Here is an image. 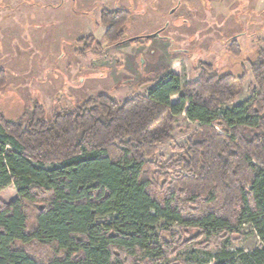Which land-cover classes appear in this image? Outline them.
Segmentation results:
<instances>
[{"label": "trees", "instance_id": "16d2710c", "mask_svg": "<svg viewBox=\"0 0 264 264\" xmlns=\"http://www.w3.org/2000/svg\"><path fill=\"white\" fill-rule=\"evenodd\" d=\"M131 15L101 12L106 44L122 43ZM250 67L258 92L232 109L246 74L209 66L194 82L173 70L147 95L102 94L51 121L40 103L3 117L0 194L14 186L17 198L0 200V264H163L200 238L216 249L196 250L185 264H264V50ZM6 82L0 71V88ZM183 114L198 129L172 162L187 176L170 182L160 168L173 164L154 171L147 157ZM174 226L197 233L181 242ZM244 226L260 245L226 249Z\"/></svg>", "mask_w": 264, "mask_h": 264}, {"label": "rangeland", "instance_id": "374dc122", "mask_svg": "<svg viewBox=\"0 0 264 264\" xmlns=\"http://www.w3.org/2000/svg\"><path fill=\"white\" fill-rule=\"evenodd\" d=\"M116 8L135 15L126 39L154 34L164 25L168 26L164 33L168 39H142L108 48L104 27L96 22L102 10ZM74 16L80 17L78 22ZM0 19H5L0 27V71H5L7 81L0 88V120L18 119L40 103L45 107V119L51 121L58 114L74 111L83 100L102 94L118 102L135 94L147 95L173 70L184 82H194L201 69L209 66L219 75L246 74L244 82L238 83L234 104L227 109L252 101L258 92L250 62L264 50V0H0ZM89 35L96 37L94 48L103 45L107 59L101 60L94 52L82 53L80 40ZM234 38L237 51L232 48ZM143 82L147 83L141 86ZM178 101L177 96L172 99ZM197 129L185 114L178 116L170 139L147 157L154 171L160 172L158 166L187 152L188 140ZM215 130L224 135L222 128L216 126ZM172 164L174 170L160 168L170 182L187 176L182 166ZM16 198L14 186L0 194L5 203ZM172 233L182 242L197 232L174 226ZM233 237V243L226 246L233 252L249 253L260 245L251 226L242 227ZM214 243L206 238L192 241L163 264H185L196 250H215Z\"/></svg>", "mask_w": 264, "mask_h": 264}, {"label": "flooded vegetation", "instance_id": "af4514ba", "mask_svg": "<svg viewBox=\"0 0 264 264\" xmlns=\"http://www.w3.org/2000/svg\"><path fill=\"white\" fill-rule=\"evenodd\" d=\"M73 1H76V0H73ZM60 5V4H59ZM65 5V1H63V3L60 5V6H64ZM104 10H106V9H104ZM108 10V9H107ZM113 10H127V11H129V12H131L130 10H128V9H125V8H116V9H113ZM103 11V10H102ZM101 11V12H102ZM76 13V12H75ZM132 13V15H131V17H130V20H129V22H130V24L132 23V21H133V17L135 16L134 14H133V12H131ZM87 13L85 12V13H83V15H86ZM144 15V14H143ZM77 17V19H79L80 17H78V16H76ZM76 19V20H77ZM83 19H86L85 17L83 18ZM99 22L97 21L96 23L98 24H100V19H101V13H100V15H99ZM160 19V18H159ZM161 19H163V18H161ZM5 22V19H0V27L2 26V24ZM77 22H78V20H77ZM101 25V24H100ZM102 26V25H101ZM104 27V26H103ZM167 27L168 26H166L165 27V25L164 26H162L159 30H157L154 34H156V33H158L159 35H158V37L157 38H161V39H168V37L167 36H164V33L166 32V30H167ZM129 29V26L127 27V29L126 30H128ZM105 31H106V27H104V33H103V40H104V42H105ZM152 35V34H151ZM145 36H148V35H145ZM137 37H144V36H137ZM133 38H136V37H133ZM133 38H128V39H126V35H125V38L122 40V43L120 44V45H118V46H111V45H109V44H107V47L108 48H116V47H120V46H122V45H125V44H127V43H123V42H125V41H129L130 39H133ZM146 40V41H148V40H151V39H145V38H141V39H139V40H136V41H133V42H139L140 40ZM237 39V38H236ZM95 40H96V37L94 36V35H89V36H86V37H84V38H82L81 40H80V42H82L83 43V45H84V47H83V49L81 50L82 51V53L83 54H87V53H89V52H94V53H96L97 55H100V56H102L101 57V60H105V59H107V55H106V53H105V48L104 47H102L103 45L101 44V43H98V46H97V48H94L93 47V45L95 44ZM132 42V43H133ZM106 43V42H105ZM129 43H131V42H129ZM1 45V44H0ZM102 47V48H100V46ZM87 50V51H86ZM1 71H3V70H1ZM100 73H102V74H106L107 75V73H103V72H100ZM91 76L92 77H94V76H97L96 75V73H92L91 74Z\"/></svg>", "mask_w": 264, "mask_h": 264}, {"label": "water", "instance_id": "95a60500", "mask_svg": "<svg viewBox=\"0 0 264 264\" xmlns=\"http://www.w3.org/2000/svg\"><path fill=\"white\" fill-rule=\"evenodd\" d=\"M158 33L156 34H152V35H148V36H144V37H136V38H133V39H130L129 41H125L123 43H127V42H133V41H136V40H139L141 38H145V39H155L158 37Z\"/></svg>", "mask_w": 264, "mask_h": 264}, {"label": "crops", "instance_id": "0c3cea01", "mask_svg": "<svg viewBox=\"0 0 264 264\" xmlns=\"http://www.w3.org/2000/svg\"><path fill=\"white\" fill-rule=\"evenodd\" d=\"M72 19H77V17H76V16H74V18H72Z\"/></svg>", "mask_w": 264, "mask_h": 264}]
</instances>
